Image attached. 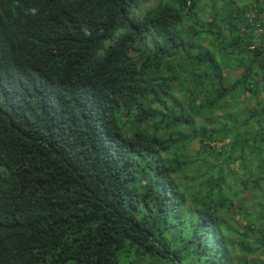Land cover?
Instances as JSON below:
<instances>
[{
	"label": "trees",
	"instance_id": "obj_1",
	"mask_svg": "<svg viewBox=\"0 0 264 264\" xmlns=\"http://www.w3.org/2000/svg\"><path fill=\"white\" fill-rule=\"evenodd\" d=\"M8 1L0 264H264V0Z\"/></svg>",
	"mask_w": 264,
	"mask_h": 264
},
{
	"label": "clouds",
	"instance_id": "obj_2",
	"mask_svg": "<svg viewBox=\"0 0 264 264\" xmlns=\"http://www.w3.org/2000/svg\"><path fill=\"white\" fill-rule=\"evenodd\" d=\"M147 3H141V10L140 15L138 16V21L141 18V15L143 14V10L145 9ZM3 10H6L7 14V20H12L18 23V28L15 32V39H20L21 42L17 45L19 49V56L17 57L21 64L23 63L24 59L35 49L36 44L33 41V35H28V31L25 28L23 22L20 19L21 14H28L30 15L31 10L30 8L26 7L25 0H9L7 3L1 5ZM136 24V22H133V25ZM21 31L23 36H21L18 32ZM36 54V53H35ZM100 54L102 55V52L100 51ZM94 91V89L86 90L84 93L86 96H93L91 93ZM106 116V122H108V117Z\"/></svg>",
	"mask_w": 264,
	"mask_h": 264
},
{
	"label": "rangeland",
	"instance_id": "obj_3",
	"mask_svg": "<svg viewBox=\"0 0 264 264\" xmlns=\"http://www.w3.org/2000/svg\"><path fill=\"white\" fill-rule=\"evenodd\" d=\"M220 146V145H219ZM232 169H234V171L236 170V166H234Z\"/></svg>",
	"mask_w": 264,
	"mask_h": 264
}]
</instances>
